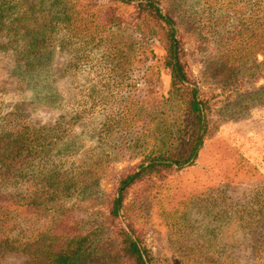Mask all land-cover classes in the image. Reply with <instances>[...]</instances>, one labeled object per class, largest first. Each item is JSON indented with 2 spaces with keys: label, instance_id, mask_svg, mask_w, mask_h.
<instances>
[{
  "label": "rangeland",
  "instance_id": "374dc122",
  "mask_svg": "<svg viewBox=\"0 0 264 264\" xmlns=\"http://www.w3.org/2000/svg\"><path fill=\"white\" fill-rule=\"evenodd\" d=\"M156 1L175 23L188 85L211 110L191 165L130 186L122 214L150 264H264V42L255 44L264 0ZM10 2L0 144L14 124L45 131L28 170L0 175L1 198L16 203L0 227L14 250L0 246V264H56L75 248L65 264H127L109 227L112 197L146 157L167 151L183 115L159 33L135 18L133 2ZM109 7L119 26L104 25ZM49 178L75 188L52 194Z\"/></svg>",
  "mask_w": 264,
  "mask_h": 264
},
{
  "label": "trees",
  "instance_id": "16d2710c",
  "mask_svg": "<svg viewBox=\"0 0 264 264\" xmlns=\"http://www.w3.org/2000/svg\"><path fill=\"white\" fill-rule=\"evenodd\" d=\"M12 0H0V25L6 11H12V8L7 9L8 3ZM124 4H131L135 9V18L150 23L152 27L156 29L158 40L166 51L165 68L170 73V89L177 90L179 94V100L182 105V117L178 124V128L175 133V137L169 143V147L165 152H159L155 156L146 157L145 163H149L145 167L140 166V171L136 174L127 176L119 183L116 192L114 193L110 208H109V227L112 228L113 234L117 237L118 255L125 260L127 264H150L146 250L141 246L142 241L134 228V224L131 220L126 218L122 213L124 212V205L128 188L134 184L142 183L144 180L155 182L159 179H164L167 175L174 171H179L181 168L191 165V159L195 155V151L201 144L204 133L206 132L207 115L211 110L209 101L207 99L198 97V90L196 87H191L192 81L187 70V64L182 61V48L180 46L179 39H175L176 30L174 28V21L167 14L164 16L161 13L159 2L156 0H111ZM260 2V0H259ZM264 6V4H263ZM8 16H12V13ZM256 15L260 17L257 19L255 29L258 27L260 30H255V44L262 45L264 42V11L259 10ZM106 19L104 25L109 27L119 26L121 23L120 17L116 14L115 9L109 7L105 10ZM17 21L16 17H11L10 24ZM9 126L13 125L7 123ZM11 133V138H4L3 144H0L2 153L0 154V175L2 177L11 178L14 177L16 172L20 171L21 166H24L23 170H28L30 165V157L33 155V144L37 139L36 133L45 131L44 128H40L37 131L26 129H19L22 125H15ZM2 143V141L0 140ZM50 189L52 194H60L62 190L69 191L75 187L72 185L63 189H59V185H63L64 181H60L59 178H49ZM1 181V180H0ZM130 183L126 185V183ZM5 182V181H4ZM69 183V181H67ZM0 196V227L5 226L4 221L7 217L12 216L14 213L8 211L16 203L11 196L1 198ZM38 204H42L38 201ZM6 204V207L3 205ZM32 203H25L22 206H32ZM14 211V210H13ZM5 212V213H4ZM11 212V213H10ZM124 219V223L129 231L121 226V219ZM4 221V222H3ZM2 225V226H1ZM6 249L14 250L10 245L6 243H0ZM11 248V249H10ZM77 249H69L66 252L55 255L56 264H65V261L74 259L77 254Z\"/></svg>",
  "mask_w": 264,
  "mask_h": 264
},
{
  "label": "water",
  "instance_id": "95a60500",
  "mask_svg": "<svg viewBox=\"0 0 264 264\" xmlns=\"http://www.w3.org/2000/svg\"><path fill=\"white\" fill-rule=\"evenodd\" d=\"M198 149H199V148H198ZM198 149L196 150L195 155H196ZM195 155L192 157L191 161H193V160L195 159Z\"/></svg>",
  "mask_w": 264,
  "mask_h": 264
}]
</instances>
